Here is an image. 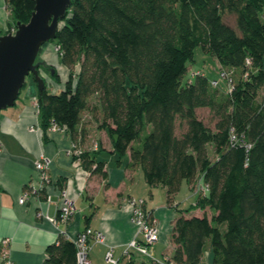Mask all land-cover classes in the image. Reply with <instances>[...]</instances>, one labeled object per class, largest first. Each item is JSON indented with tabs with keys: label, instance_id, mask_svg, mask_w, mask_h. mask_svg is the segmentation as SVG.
Here are the masks:
<instances>
[{
	"label": "trees",
	"instance_id": "trees-1",
	"mask_svg": "<svg viewBox=\"0 0 264 264\" xmlns=\"http://www.w3.org/2000/svg\"><path fill=\"white\" fill-rule=\"evenodd\" d=\"M5 2L21 23L35 6ZM53 42L69 76L59 93L39 91L43 130L55 123L83 148L79 125L90 113L113 152L129 154L149 186L165 188L168 204L183 181L195 190L183 212H202L174 219L173 264H204L207 246L211 264H264V0H70ZM197 46L227 74L230 91L202 72L182 84ZM80 161L105 176L104 162L86 150ZM45 253L43 264H75L65 235Z\"/></svg>",
	"mask_w": 264,
	"mask_h": 264
},
{
	"label": "crops",
	"instance_id": "crops-1",
	"mask_svg": "<svg viewBox=\"0 0 264 264\" xmlns=\"http://www.w3.org/2000/svg\"><path fill=\"white\" fill-rule=\"evenodd\" d=\"M15 26L12 11L5 0H0V36L11 32ZM40 61L54 68L52 74L40 68L47 91L59 93L65 88L69 69L59 59L56 62L46 58ZM31 78L27 77L15 103L0 111V240L8 239V258L13 264H43L46 246L55 242L59 235L73 241L79 232L89 227L104 235L102 242L91 245V264H109L105 256L110 249L120 264H139L147 258L137 257L134 251L124 253L132 239H143L131 220L129 198L142 199L157 224L159 239L148 246L151 257L159 261L171 258L174 219L180 213L199 216L202 211L183 212L187 208L179 210L175 200L168 204L165 188L149 186L141 168L129 166V154L119 158L113 152L106 129L99 126V117L94 118L90 113L83 114L79 125L87 131L82 149L95 161L104 162L105 176L86 171L80 159L69 153L74 142L65 128L43 130L41 127L33 105L40 90ZM94 144L97 148L91 150ZM42 155L50 159L49 182L41 193L32 190L26 202L21 204L19 198L27 185L39 188L40 173L35 169V161ZM158 187H161V201L156 205L154 195ZM187 188L190 189L188 185ZM62 192L73 200L74 210L68 220L58 217ZM163 192L166 205L162 201ZM2 249L0 246V264H3ZM203 263L211 264L208 246Z\"/></svg>",
	"mask_w": 264,
	"mask_h": 264
},
{
	"label": "water",
	"instance_id": "water-1",
	"mask_svg": "<svg viewBox=\"0 0 264 264\" xmlns=\"http://www.w3.org/2000/svg\"><path fill=\"white\" fill-rule=\"evenodd\" d=\"M34 3L27 22H16L14 32L0 36V111L15 103L27 77L32 76L42 90L45 80L40 68L51 74L54 71L43 61H37V56L44 43L55 39L70 0H34Z\"/></svg>",
	"mask_w": 264,
	"mask_h": 264
},
{
	"label": "built area",
	"instance_id": "built-area-1",
	"mask_svg": "<svg viewBox=\"0 0 264 264\" xmlns=\"http://www.w3.org/2000/svg\"><path fill=\"white\" fill-rule=\"evenodd\" d=\"M14 31L15 28H13L11 32ZM220 74L224 79L227 78V74L225 72H221ZM212 84L217 85V82L213 80ZM227 88L228 91H230L232 86L230 84H227ZM33 105L35 108V112L38 115L39 103L37 98L33 100ZM49 129L57 130L59 129V127L55 123H51ZM1 147L2 145L0 143V149ZM96 148L97 146L96 144H94L90 149L95 150ZM69 153L74 158L80 159V156L83 153V149L79 147L77 143H73L71 149L69 150ZM49 164H50V159L44 155L40 156L35 161V169L40 173L39 188H31L27 185L22 195L19 198V203L22 204L26 202L32 190L35 191L36 193L43 192L45 186L49 182V177L47 174ZM204 189H205L204 186L197 184L196 191L197 190L204 191ZM127 202L131 208V220L137 227L138 232L143 235V239L142 240L132 239L127 244V248L124 251L125 255L134 251L142 256H145L147 260H152L159 264H173V262L170 261L169 258H166L163 261L155 260L151 257V255L148 252V246L158 241L159 232L153 216L144 207V201L142 199L129 198ZM73 210H74L73 200L66 195V192H62L58 217L62 220H68L71 217ZM103 240H104V235L102 234L101 231L93 230L87 227L83 231L79 232L73 240L75 245V264H91V260L89 258V251L91 245L96 242H102ZM7 244H8V239L0 240V246L3 248L2 249L3 264H13L12 261L7 256V251H6ZM105 257L109 264H120L119 260L113 257L112 249L107 251Z\"/></svg>",
	"mask_w": 264,
	"mask_h": 264
},
{
	"label": "rangeland",
	"instance_id": "rangeland-1",
	"mask_svg": "<svg viewBox=\"0 0 264 264\" xmlns=\"http://www.w3.org/2000/svg\"><path fill=\"white\" fill-rule=\"evenodd\" d=\"M16 27V26H15ZM56 62L59 59L58 49L53 41H48L44 43L38 53L37 61L44 60V59ZM197 72L204 73L207 78L211 81L215 80L217 82V86L222 91H227L226 80L221 76L217 62L212 58L211 55L204 53L199 46L195 47L193 52V60L187 63V71L182 77V84H185L194 79V75ZM30 80V79H29ZM31 81L34 84L33 79ZM60 92V91H59ZM197 116L203 120V122L208 125L209 127H213L214 125V118L210 111L207 108H199L196 111ZM181 127L179 123H177L176 132L179 134L181 132ZM161 187H158L157 192L154 195V203L159 205L161 201V194L160 192ZM190 198H187L189 197ZM198 194L196 192L191 191L187 188L186 182L183 181L182 188L178 191V193L174 196V203L178 204L179 210L186 209L190 207L191 203L196 200ZM165 194L163 192L162 201L165 204ZM140 199V198H139ZM179 212V211H178ZM137 257L141 258L142 255L135 252ZM144 257V256H143Z\"/></svg>",
	"mask_w": 264,
	"mask_h": 264
}]
</instances>
